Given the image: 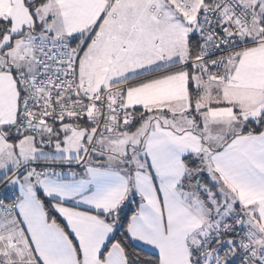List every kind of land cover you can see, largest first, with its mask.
Returning <instances> with one entry per match:
<instances>
[{
  "label": "snow or ice",
  "instance_id": "6c2138e0",
  "mask_svg": "<svg viewBox=\"0 0 264 264\" xmlns=\"http://www.w3.org/2000/svg\"><path fill=\"white\" fill-rule=\"evenodd\" d=\"M0 264H264V0H0Z\"/></svg>",
  "mask_w": 264,
  "mask_h": 264
}]
</instances>
